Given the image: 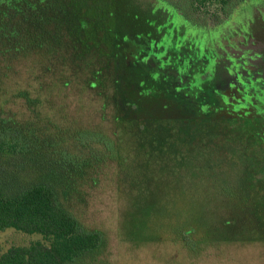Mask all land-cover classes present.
I'll list each match as a JSON object with an SVG mask.
<instances>
[{
    "label": "trees",
    "instance_id": "trees-1",
    "mask_svg": "<svg viewBox=\"0 0 264 264\" xmlns=\"http://www.w3.org/2000/svg\"><path fill=\"white\" fill-rule=\"evenodd\" d=\"M87 1L0 0V233L12 228L52 239L49 245L39 242L7 252L0 245V264H87L104 247V233L86 227L73 203L79 198L78 187L105 167L114 140L104 131L80 126L76 119H60L62 109L55 107L53 94L69 91L86 74L95 81L81 87L95 89L101 73L123 86V79L130 78L143 90L145 73L137 70L135 61L148 56L142 63L154 65L164 41L157 31L159 15L153 20L131 1L135 16L128 18L122 11L128 0H102L108 31L105 38L91 36L99 4ZM158 2L213 40L215 32L233 28L235 20L249 16L264 0ZM211 19L218 26L210 28ZM141 20L140 29L124 32ZM109 37L111 42L106 41ZM220 50L228 56L225 47ZM217 51L213 53L218 57ZM217 57L221 73L214 77L203 71L209 60L203 57L193 61L202 63L200 68L171 80L172 92L183 100L185 110L163 102L167 113L157 115L217 121L210 125L218 130L213 127L218 136L214 145L222 159L215 165L209 161L206 168L219 178L213 188L222 216L216 214V226L207 225L200 211L199 224L181 221L184 227H172L171 237L160 238L192 254L205 246L264 242V58L258 65L251 64L253 57L240 58L241 66L228 67L229 58ZM198 73H204L203 81Z\"/></svg>",
    "mask_w": 264,
    "mask_h": 264
},
{
    "label": "rangeland",
    "instance_id": "rangeland-1",
    "mask_svg": "<svg viewBox=\"0 0 264 264\" xmlns=\"http://www.w3.org/2000/svg\"><path fill=\"white\" fill-rule=\"evenodd\" d=\"M91 1L98 2L99 15L90 35L96 37L103 34L101 36L105 38L108 31H104L108 23L102 12L106 10L105 5L102 0ZM128 1L122 10L128 18L135 16L133 12L136 8L131 1L147 14L159 5L158 0ZM170 12L174 11L169 8L159 10V23L164 26L170 23L174 19ZM241 19L235 20L233 28L225 30L214 42L218 57L224 61L228 60V56L222 54L220 45L227 49L230 55L228 67L234 65L231 62L234 56L237 61L244 56H252L255 60L251 63L253 65H258L264 58V2L252 7L249 16ZM210 22V28L218 26L214 19ZM142 23V20L134 22L133 27H125L124 32L137 30V24ZM190 40L186 39L184 45L175 50L171 48L166 68H158L161 72L156 78L145 70L147 64L142 63L149 60L148 56L135 61L137 70L145 73L141 75L146 84L143 90L136 89L137 84L130 78L123 79V86L108 80L101 73V80L95 89L81 87L83 82L95 81L92 75L86 74L81 80L83 82L73 84L69 91L53 94L55 107L62 109L60 119H76L82 124L80 126L104 131L114 140L112 152L105 155L109 159L105 160V167L78 187L79 198L76 197L73 203V210L83 224L105 235L104 247L88 258L87 264H264V242L205 246L198 254H192L179 243L160 240L163 236L171 237L170 228L184 227L181 221L199 224L200 211H204L201 222L213 226L218 222L216 214L221 217L223 213L217 210L213 188L219 178L217 173H211L212 170L206 168L209 161L210 165H215L222 159L214 145L218 130L210 125L217 121L157 117L167 113L161 108L163 102H173L175 107L186 109L182 107L183 100L172 92L171 80L182 79L197 66V63L193 65V61L201 62L204 57L198 55ZM106 41L111 42L112 38ZM211 45L209 41L208 47ZM182 60H186L185 72L180 69ZM247 68H252V65ZM213 70L215 74L220 71L214 60L203 71L207 75ZM124 72L123 75L128 77V71ZM203 75L198 73L197 76L201 78ZM213 81L214 84L217 82ZM172 113L180 112L174 110ZM214 113H217L216 109ZM188 219L191 221L187 222ZM39 242L49 245L52 239L12 228L0 233L3 252Z\"/></svg>",
    "mask_w": 264,
    "mask_h": 264
},
{
    "label": "flooded vegetation",
    "instance_id": "flooded-vegetation-1",
    "mask_svg": "<svg viewBox=\"0 0 264 264\" xmlns=\"http://www.w3.org/2000/svg\"><path fill=\"white\" fill-rule=\"evenodd\" d=\"M159 4V2H158ZM164 9V7H162L160 4L156 7L153 8V10L151 11V16H149L150 18L153 17L157 19V15H159L158 11ZM169 11V10H168ZM171 13V12H170ZM171 14H173L174 19L171 20L170 23H168L166 26H168V28L164 25H162L161 23L157 24V31L159 30L160 32H162V37H163V41L164 44L162 45L163 48H161L162 53L157 52L156 54V59H154V65L151 63H147L148 69L147 71H151V76L154 78L155 76L158 77L160 75V70L161 68L165 67V63L166 60L168 61V59L170 58V50L171 48H174V50L176 48H179L180 46L184 45V41L187 39L188 41L190 40L191 42H193L195 48H197V53L199 56H204V57H208V59L213 58V60H216V53H213L212 51H214L216 49V47H214V42L215 40H219L220 36L222 35L223 31V27L221 28L222 33L220 35H216L215 32V37L213 38V40L211 39V36H209L207 33H201L198 32L195 29H192L191 25L188 24V21L185 20H181V17H179L175 11L172 12ZM155 16V17H154ZM162 29V30H161ZM220 31V29H218ZM177 37V38H176ZM193 38V39H192ZM196 39V40H195ZM212 44L211 47H208V43ZM221 47V45H220ZM173 50V49H172ZM208 51V55L205 56L206 52ZM210 52H212L213 54H211ZM228 53V51H227ZM211 54V56L209 55ZM213 55V56H212ZM230 55H228V58ZM232 56V55H231ZM235 57V56H234ZM231 58V62L234 63V65L232 64V66H241L242 61H237L235 58ZM244 61L245 60H252V56L251 57H244L243 58ZM213 60H208V63L206 64L207 66L213 64ZM186 60H182V67L180 68L183 72L186 71L187 65L185 64ZM217 63V61H216ZM151 65V66H150ZM156 66V67H155ZM159 68V69H158ZM166 68V67H165ZM230 73L232 74V72L230 71ZM208 74L212 75L214 77V70L213 72H208ZM165 75H163L164 77ZM155 77V78H156ZM203 76L201 78H199V81H203ZM199 81H197V86L196 88H198Z\"/></svg>",
    "mask_w": 264,
    "mask_h": 264
}]
</instances>
